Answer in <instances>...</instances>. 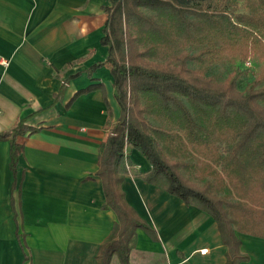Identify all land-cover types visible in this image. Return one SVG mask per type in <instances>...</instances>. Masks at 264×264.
<instances>
[{
	"label": "trees",
	"instance_id": "obj_1",
	"mask_svg": "<svg viewBox=\"0 0 264 264\" xmlns=\"http://www.w3.org/2000/svg\"><path fill=\"white\" fill-rule=\"evenodd\" d=\"M104 9L108 55L93 68L109 65L120 116L111 125L108 106L97 175L118 219L96 264H110L113 254L130 264L138 228L156 238L126 200L127 175L212 215L226 264H239L236 231L264 237V66L240 87L252 58L264 62V0H108ZM37 130L19 120L0 132L15 173L24 151L18 137ZM129 146L150 169L128 162Z\"/></svg>",
	"mask_w": 264,
	"mask_h": 264
},
{
	"label": "crops",
	"instance_id": "obj_2",
	"mask_svg": "<svg viewBox=\"0 0 264 264\" xmlns=\"http://www.w3.org/2000/svg\"><path fill=\"white\" fill-rule=\"evenodd\" d=\"M107 4L0 0V132L19 120L38 129L18 137L16 173L10 142L0 140V264H96L118 219L104 206L97 175L108 106L111 125L120 116L109 65L93 68L108 55ZM126 153L139 171L151 168L136 149ZM122 189L156 233L137 229L130 264H226L227 246L208 212L133 175ZM236 234L239 264H264V237ZM110 264H122L117 254Z\"/></svg>",
	"mask_w": 264,
	"mask_h": 264
},
{
	"label": "rangeland",
	"instance_id": "obj_3",
	"mask_svg": "<svg viewBox=\"0 0 264 264\" xmlns=\"http://www.w3.org/2000/svg\"><path fill=\"white\" fill-rule=\"evenodd\" d=\"M239 11H246V7L244 6L243 1L240 2ZM252 60L255 61L253 62V67H251L249 70H245L246 73L241 77L240 80V87L244 86L246 82H248L249 78L252 79L253 77H255L264 66L263 61L254 58H252Z\"/></svg>",
	"mask_w": 264,
	"mask_h": 264
},
{
	"label": "built area",
	"instance_id": "obj_4",
	"mask_svg": "<svg viewBox=\"0 0 264 264\" xmlns=\"http://www.w3.org/2000/svg\"><path fill=\"white\" fill-rule=\"evenodd\" d=\"M0 61H2V58H1V56H0ZM252 64H251V62L250 61H248L247 62V66H251Z\"/></svg>",
	"mask_w": 264,
	"mask_h": 264
}]
</instances>
